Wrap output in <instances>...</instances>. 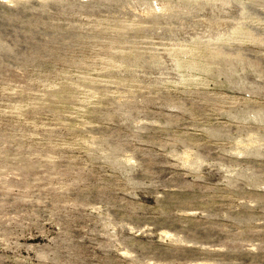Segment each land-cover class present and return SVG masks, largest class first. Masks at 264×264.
<instances>
[{
    "label": "rangeland",
    "instance_id": "374dc122",
    "mask_svg": "<svg viewBox=\"0 0 264 264\" xmlns=\"http://www.w3.org/2000/svg\"><path fill=\"white\" fill-rule=\"evenodd\" d=\"M0 264H264V0H0Z\"/></svg>",
    "mask_w": 264,
    "mask_h": 264
}]
</instances>
